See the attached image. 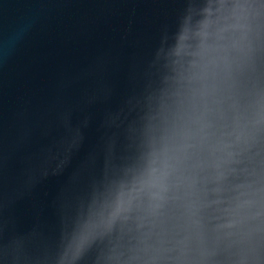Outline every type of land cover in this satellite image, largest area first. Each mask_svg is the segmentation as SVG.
<instances>
[{
	"label": "water",
	"instance_id": "95a60500",
	"mask_svg": "<svg viewBox=\"0 0 264 264\" xmlns=\"http://www.w3.org/2000/svg\"><path fill=\"white\" fill-rule=\"evenodd\" d=\"M0 264H264V0H0Z\"/></svg>",
	"mask_w": 264,
	"mask_h": 264
}]
</instances>
